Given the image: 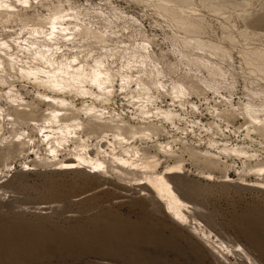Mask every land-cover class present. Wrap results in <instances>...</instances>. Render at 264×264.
<instances>
[{
    "label": "rangeland",
    "instance_id": "1",
    "mask_svg": "<svg viewBox=\"0 0 264 264\" xmlns=\"http://www.w3.org/2000/svg\"><path fill=\"white\" fill-rule=\"evenodd\" d=\"M76 1L73 0V3L82 9L89 7L87 10H90V15H95L94 6L104 8L106 13H113L114 16L111 13L106 14V17H111L106 22H112L110 25L120 33L119 37L129 40L128 42H135L141 34L135 30L133 21H130L125 13L136 15L139 22L145 24L140 25L142 32L153 40L152 48L163 57L168 66L169 74L166 79L171 81L182 78L187 81L190 80L191 72L202 76L204 82L195 81L198 82L199 90L203 91L190 96L199 105L195 117L201 120L195 128V134H190L192 138L181 140L182 134L191 131L190 125L182 120L186 112L181 108L183 118L179 115L177 119L170 120L172 123L167 121L165 130L159 136L152 140L147 139L141 144L148 146L146 148L151 153H155L158 152L155 141L157 137L163 142L177 138L172 144L178 156L163 155L160 152L162 158L159 169L173 163L176 158L184 159V173L179 179L181 182L175 180L178 182L176 187L194 204L192 210L196 211V217L203 220L209 229L214 230L219 236V241L224 240L227 248L217 241L214 243L211 238L207 243L206 239L201 241L197 234L190 231V227L173 220L154 197L152 199L156 203L152 201V195L147 189L135 190L132 187V174L122 176L115 172L106 174L99 171L100 173L95 174L84 169L57 170L50 147L41 135L40 125L32 124L34 121L44 123L49 105L36 96L32 85L20 81L18 75H15L16 71L9 69L6 71L7 77L10 75L8 79L17 81L15 83L25 100L33 105L29 112L34 114L29 115V118L33 117L34 120L10 119L6 114V109L11 108L10 99L5 93H0V107L5 110L0 109V264H264V188L241 183V177L247 181L264 182V173L242 172L246 157L223 156L222 159L215 158L219 162L214 160L212 164L205 160L202 154H195L202 149L214 150L213 144L210 143L213 138L218 142L239 141L250 154L260 151L257 155L264 160V136L253 130L251 124L254 120L241 112L244 109L240 108L244 107L243 104L250 98L253 99L252 103L258 113L261 116L264 114V0H246L247 5L245 0L239 5L221 0H192L191 5L170 2L169 5L175 9L168 12L162 8L159 0ZM237 1L239 3L241 0ZM40 9L46 11L45 8ZM118 10H121L122 14ZM92 18L95 21H103L100 16L95 15ZM1 25L7 33L10 32L9 34L16 30L26 33L29 28H23L20 21L5 22ZM195 40H198L203 48H197ZM114 41H117L115 37L112 42ZM76 44L80 46L82 43ZM79 49L83 50L82 57L93 62L96 51L88 52L89 49H84L83 46ZM181 49L187 53L185 57L179 53ZM29 55L22 54L26 56L27 61L30 60ZM214 75L215 77H212ZM0 86L4 89L5 84L0 81ZM124 95L122 90L115 95L116 109H123L124 112L121 111L126 115L135 114L137 106L130 95ZM81 99L79 95L76 97L78 105ZM164 100L166 107L169 106L168 103H173L169 95H166ZM236 107L238 108L234 109ZM248 119L252 121L249 122ZM246 125L251 128L249 134H246ZM23 131L25 135L29 133L33 138L28 141L29 137H26V142L20 144L19 139L25 137L21 134ZM230 136L232 138H227ZM71 147L62 152V158L74 155L76 149ZM251 160L247 159L248 165L257 163V160ZM26 163L32 164V168L24 171L21 168L26 166ZM211 170L214 174L212 179L201 176L203 171ZM226 174H229L232 180L225 181ZM236 243L242 244L247 254L236 252L233 246Z\"/></svg>",
    "mask_w": 264,
    "mask_h": 264
},
{
    "label": "bare ground",
    "instance_id": "2",
    "mask_svg": "<svg viewBox=\"0 0 264 264\" xmlns=\"http://www.w3.org/2000/svg\"><path fill=\"white\" fill-rule=\"evenodd\" d=\"M159 1L162 8L166 12H168V10L170 9L171 10L175 9L169 5L170 2H174L177 5L178 3L188 5L192 0H159ZM221 1L231 3L234 5L235 4L239 5L240 2H243L242 0L239 1V3L237 0H221ZM246 3L247 1L245 2V4ZM5 5H7V7H5ZM40 8H45L46 11L43 12ZM87 9H89V7L88 8L83 7L82 9L79 7V5H75L73 3V0H0V81L3 82V85L5 84L4 89L0 88V93L3 92L8 96L11 105V108L6 109L7 111L6 114L12 120H18V119L34 120L33 117L29 118V115L34 114L33 112H29L33 105L30 102H28V100H25V97L20 92V88L17 87V84L15 83L16 80L14 79L15 81H13L8 79L10 75L7 77L8 74L6 71L12 69L16 71L15 75H18L20 81H25L28 84L32 85L33 88H35L36 96L41 97L42 100L47 102L49 105V110L47 112V115L44 117V123L39 124L38 121H34L32 122V124L40 125L41 135L44 138V140L47 141L50 147V150L52 152L51 157H53V160H55L54 164L56 165L55 168L57 170L84 169L90 173H95V174L96 172L100 173L99 171L106 172V174L108 172H112V173L115 172L118 174H122V176L123 174H132L133 175L132 179L134 180V182L131 184L132 187L135 190L138 188L147 189L151 193L150 195H152L151 199L154 197V199L157 200L158 204L162 205L165 212L173 220L180 223V225H185L186 227H190V231H192V233L197 234L198 237L201 239V241L206 239V243H207V240L211 238L213 242L217 241L219 242V244L225 245L223 242L224 240L219 241L220 240L219 236L216 235L215 232H213L214 230L212 231L211 229H209L202 222L203 220L201 221L198 217H196L197 214L195 213L196 211L193 212L192 210L195 207L194 204L191 202V200H188L186 196L184 197L183 194L180 192V190H178L177 188L178 187L176 185L177 181L175 182V180L181 182L179 179L181 178V174L184 173V167H185L184 159L176 158V160L173 163H169L164 166H161V169H159L162 158L159 155L160 152L163 153V155L166 154L168 156L171 155L173 157L174 155H177L176 153L177 150L174 148V144H172V142L175 141L177 138L175 140L172 139L163 142L160 141L159 138L157 137L155 141H156V146L158 145V152L155 153L153 152L151 153V151H149L148 148H146L148 146L142 145L143 142L146 141L147 139L152 140V138L154 139L156 136H159L162 133V131L165 130L166 128L165 123L167 121L170 120L173 121V119H177V117L179 116V112L177 110L172 109L170 105L168 107H166V104L164 105V101H165L164 97L166 95H169L173 101L180 102L182 105H184V103L188 100V98L192 94L194 93L200 94V92L203 91V90H199L198 82L195 81V80L198 81L201 80L204 82V80L201 79L202 76L200 77L197 73L191 72L189 78L190 80L187 81L182 78L171 81L166 79V76H168L169 74L168 66H166L163 57H160L158 55L159 53H157L152 48L151 41L153 40H151L152 38L146 35L144 31L142 32L141 29L142 27H140V25L142 26L145 24H141L136 15H133L131 13L129 14L128 11H127L128 14L125 13V16H127L128 19H130V21H133L132 23L136 27L135 30L139 31V33L141 34L140 38H138L135 42L134 41L128 42L129 40L119 37L120 33L118 34V32H116L110 25L112 22L110 24L109 22H106L107 20L111 19V17L110 18L106 17V14L109 12L106 13L104 8L94 6L93 11L96 17L97 16L103 17L102 18L103 21L99 22L97 20L95 21L93 18L91 19V17L92 16L95 17V15H90L89 14L90 10ZM112 14L113 13H111V15ZM183 19L185 20V18ZM10 21H15V22L20 21L22 23L23 28L26 27L29 28L26 31V33H23L22 31L19 32V30L18 32H16L17 31L16 30L14 33L9 34L10 32L7 33L4 30L5 27H3L1 24ZM102 22H104V24ZM114 37L117 39V41L112 42ZM195 41L198 44L197 48L198 47L203 48L201 47L202 45L199 44L198 40ZM77 42L82 43L80 46H83L84 49L85 47L86 49H89L88 52H90V50L96 51L95 56L92 59L93 62L91 61L92 63L86 57L81 56L83 50L81 51L79 49L80 46L79 45H78L79 47L77 46L76 44ZM21 53L30 54L29 55L30 60L29 61L25 60L26 56H22ZM179 53L183 57H185V55L187 54V53L185 54L184 50L182 49L181 51H179ZM262 56L264 57V55ZM196 70H198V68ZM224 72L226 73V71ZM212 77H215V75ZM119 90L124 91L127 97L130 95V97L134 101V104L137 106L136 107L137 110L135 114L126 115V113H123L124 112L123 109L120 110L116 109L114 98L115 95L119 92ZM78 95L80 98H82L80 105H78V103L76 102V97H78ZM252 100L249 98L247 101H245V103L243 104L244 107H240L241 109L242 108L244 109V111L241 112L246 113L250 119L254 120V122L251 124L253 126V130L258 131L264 136V114L261 116L258 113V109L255 108L256 106L254 105V103H252ZM192 104L196 106L195 103ZM238 107L234 109H237ZM0 109L2 111L4 110L2 107H0ZM223 109L228 110L227 108H223ZM232 111L231 113H233ZM236 116H238V114ZM217 118H219L218 114H217ZM216 126H220V125H216ZM226 128L228 129V127ZM246 128H247L246 134L251 133L250 132L251 128L249 126H247ZM203 131L204 130H202V132ZM21 134L25 135V131H23ZM26 137H29L28 141H30L33 138L29 133H27L25 137L19 139L20 144L26 142L25 140ZM227 138H232V137L230 136ZM245 139L247 138L245 137ZM238 142L229 145L226 140L223 141L220 140V142H218L217 140H214L212 138L210 143L213 144L215 148L214 150L208 148L204 150L202 149L200 151L196 150L197 152L195 151L194 152L196 155L202 154L204 159L209 162H212V164L214 160L216 162L217 161L216 159L218 158L222 159L223 156H227V157L230 156L231 158V155H235L236 157L238 156H241L242 158L246 157L247 159L249 158L250 160L251 158H253L255 159V161L257 160V163L256 164L254 163L255 165H251V163H249L250 165H248L247 159H245L243 161L244 164L242 167V172L252 171L257 174L264 173V160L262 161L260 156L257 155L260 151L258 153L254 152L253 154H250L249 151L245 149L244 145L239 144ZM72 145L76 149L74 155L62 158L61 157L62 152L67 149H70ZM247 145L248 144H246V146ZM259 149L260 148H258V150ZM182 152L184 153L185 151ZM191 156L192 155H190V157ZM198 159L199 158H197V160ZM204 159H202L203 162ZM228 164H230V162H228ZM31 165H28L26 163V166H24L21 169L24 171L26 169L27 170L31 169L32 168ZM215 166H217L216 163ZM219 166L223 167L222 165ZM201 176L206 177L208 179H212L214 174L212 170L203 171ZM224 177H225L224 178L225 181L232 180L229 174H226ZM241 180H242L241 182L242 184H248V185L264 188V182L262 181H247L246 178H242V177ZM139 194L142 195V193ZM154 199H152V201L156 203ZM195 205L197 206V204ZM192 212L195 213V215H193ZM233 246L236 252L238 251L243 254H247L246 248L242 244L236 243ZM225 247L227 248L226 245ZM216 255L219 257L218 254ZM222 264H224V262Z\"/></svg>",
    "mask_w": 264,
    "mask_h": 264
},
{
    "label": "built area",
    "instance_id": "3",
    "mask_svg": "<svg viewBox=\"0 0 264 264\" xmlns=\"http://www.w3.org/2000/svg\"><path fill=\"white\" fill-rule=\"evenodd\" d=\"M192 98L189 97L188 100L184 103V105H182L180 102H176V101H173V103H168V105H171L170 107L172 109L181 110V108H182L185 111L187 110L183 120H184L185 123L190 125L191 131L188 132V133L185 132L184 134L181 135V138L184 141H187L188 139L192 138V136L190 134L195 132V128H197L198 121L199 122L201 121V120H199V119H197L195 117L196 116V111H197L196 108L199 109V105L196 102V100H194ZM192 103H195L196 106H194ZM131 107L133 109H135V107L133 105ZM178 112H179V115H181L182 112L181 111H178ZM181 116L183 118V115H181ZM200 138H202V137H200ZM227 143L229 145L235 144V143L231 142L230 140L227 141Z\"/></svg>",
    "mask_w": 264,
    "mask_h": 264
},
{
    "label": "clouds",
    "instance_id": "4",
    "mask_svg": "<svg viewBox=\"0 0 264 264\" xmlns=\"http://www.w3.org/2000/svg\"><path fill=\"white\" fill-rule=\"evenodd\" d=\"M5 7H7V5H5Z\"/></svg>",
    "mask_w": 264,
    "mask_h": 264
}]
</instances>
